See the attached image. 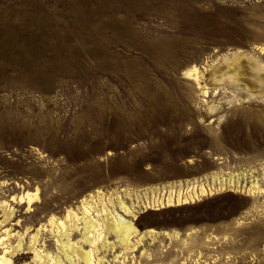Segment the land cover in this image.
Masks as SVG:
<instances>
[{"label":"rangeland","instance_id":"obj_1","mask_svg":"<svg viewBox=\"0 0 264 264\" xmlns=\"http://www.w3.org/2000/svg\"><path fill=\"white\" fill-rule=\"evenodd\" d=\"M236 63L244 79L229 76ZM191 65L206 96L184 77ZM212 171L264 189V0H0V202L16 209L12 233L27 240L28 226L98 189L152 200L154 185L195 179L214 193L139 218L179 239L110 262L264 264V190L219 189ZM36 190L29 212L10 201Z\"/></svg>","mask_w":264,"mask_h":264},{"label":"bare ground","instance_id":"obj_2","mask_svg":"<svg viewBox=\"0 0 264 264\" xmlns=\"http://www.w3.org/2000/svg\"><path fill=\"white\" fill-rule=\"evenodd\" d=\"M244 75V63L234 64L229 73L234 79H244ZM184 77L195 82L199 89L198 95H207L208 87L202 83V73L196 65L186 68ZM257 78L262 79L261 76ZM215 80L220 82L221 76H215ZM208 108L213 110L214 105H209ZM107 154L111 155L112 152ZM223 174L211 172L212 180L217 181L219 189L232 185L239 188L242 186L253 193L264 190L262 182L257 178L247 180L246 174L235 177L229 173L225 182ZM184 181L191 187L187 193H183ZM214 189L210 184L200 183L195 179L191 182L189 179L176 180L154 185L149 190L156 195L152 200L149 199L146 189H128L130 191L122 193H105L98 189L95 194L84 195L77 204H69L60 214L50 213L45 221L35 227L28 226L25 232L32 231V234L27 240L24 239L23 232L12 233L15 228L7 226L16 209L11 206V202L1 201L0 264H112L107 257L109 254L112 255L114 263L126 261L129 254L137 253L144 257L147 241L148 244H153L160 236L170 240L172 237L179 239L180 232L176 229L157 230L152 226L141 228L138 223L142 213L192 204L201 199L200 195L213 194ZM10 201L18 206L26 203L25 212H29L32 204L39 201V197L36 190L33 193L12 196ZM13 225H19V221ZM42 231L49 233V244H46L45 239L41 241L39 238ZM194 232L196 230H189L188 235ZM137 264L141 262L138 261Z\"/></svg>","mask_w":264,"mask_h":264}]
</instances>
